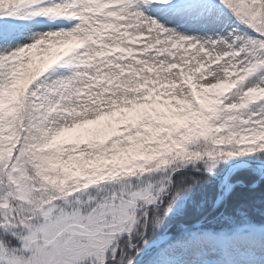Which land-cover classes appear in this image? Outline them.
Returning <instances> with one entry per match:
<instances>
[{"label": "snow or ice", "instance_id": "6c2138e0", "mask_svg": "<svg viewBox=\"0 0 264 264\" xmlns=\"http://www.w3.org/2000/svg\"><path fill=\"white\" fill-rule=\"evenodd\" d=\"M219 4L254 35L186 36L146 14L215 9L181 0H0V264H133L194 179L170 173L156 196L73 192L153 160L264 154V0ZM36 17L69 26L27 35ZM137 199L160 214L130 213ZM113 230L134 234L109 249Z\"/></svg>", "mask_w": 264, "mask_h": 264}, {"label": "rangeland", "instance_id": "374dc122", "mask_svg": "<svg viewBox=\"0 0 264 264\" xmlns=\"http://www.w3.org/2000/svg\"><path fill=\"white\" fill-rule=\"evenodd\" d=\"M173 2H175V0H173ZM181 2L193 6H200L201 8L206 5H214L215 9L211 16H208L206 11L203 12V14L194 12L191 15L184 16L174 11L165 13L156 10L148 11L146 14L157 20V22L164 27L173 29L175 32L186 36L204 37L205 39L207 37H212L215 39L217 37H226L228 32L233 29L242 33L241 25L237 23L230 11L219 4V0H181ZM27 24L31 28V32L27 35L69 26L66 21L49 22L42 17L32 18L27 21ZM60 71H63V69H60ZM85 134L83 130H77L67 135L69 137H75ZM120 178L121 176L114 180L90 185L89 188H95L96 190L94 193L90 194V197L84 200H88L91 197L96 199L108 198L112 197L113 194H115L116 197L122 195L124 198H128V192L125 190V180L119 181ZM101 186L105 188L99 191L98 187ZM112 203L116 205L119 203V200L113 199ZM139 203L140 202L137 200L135 202V208L129 210V212L135 216H141L143 213L141 207H138ZM145 211L146 209L144 212ZM129 224H131L132 229L136 226V224H132L131 221L125 220L121 227L127 228ZM123 232L124 231H111V234L114 233V239H111L109 249H111L113 245L119 243L116 238ZM126 233H128V237L134 234L128 231L124 234ZM123 237L124 236H120L119 239ZM184 239V242L178 241L171 243L160 252L161 257L169 256L170 258L169 260L163 259L160 264H264V226L246 224L239 227L228 236L206 228H198L186 233ZM150 248L151 244L146 245L137 255L136 248H133L136 258L141 257L142 254L146 255ZM118 251L119 250H117V252ZM124 251H128L127 246L124 247Z\"/></svg>", "mask_w": 264, "mask_h": 264}, {"label": "trees", "instance_id": "16d2710c", "mask_svg": "<svg viewBox=\"0 0 264 264\" xmlns=\"http://www.w3.org/2000/svg\"><path fill=\"white\" fill-rule=\"evenodd\" d=\"M242 28V33L254 35L243 25ZM250 79H255V77ZM194 150H202L201 145L194 146ZM241 159L264 162V154L232 157L228 159L219 158L214 161H209L205 157L203 160L192 163L174 161L169 164H162L159 167H156L154 164L158 162V160H153L151 161L153 164L146 166L143 172L121 176L119 181L125 180V190H127L128 194L151 185L149 192L152 196H156L162 185L168 183L164 178L170 173L173 183L186 175L194 179V183L191 181L188 182L190 183L189 189L182 192L173 202L168 215L164 217L163 222L151 231L149 239V241H151L166 227L170 226L169 231L176 233L179 230V224L187 225L193 223L209 211L219 193L217 189L219 182L218 177L224 172L229 164ZM206 163L214 165L211 174L203 171ZM175 167H179L180 171L172 172V169ZM200 177H203V179H200ZM235 180H240L242 184L236 186L228 195L227 200L207 217L204 222V227L223 233H230L245 223L264 225V177L258 179L257 172L252 169H243L233 175L232 181ZM102 189V186L98 187L99 191H102ZM174 190L173 186L167 187L166 191L168 192V195H163V193H161L157 204H160V201H163V204L160 206H166L171 199V193ZM85 193L86 192H79L77 195L81 197L82 195L84 196ZM137 200L140 201L138 207H141L143 212L145 208L150 205L146 204L142 199ZM153 211H156L157 215L160 214L157 211V206L149 209V215H151ZM133 229L139 231V224L137 223ZM125 232L127 231H124L116 238L120 244H123L124 241L129 238L128 233L124 234ZM113 236L114 233L111 234V239H114ZM120 236L124 237L119 239ZM179 240L181 241L183 238L180 237ZM139 246L141 245L139 244ZM157 260L158 258L155 256L145 264H157Z\"/></svg>", "mask_w": 264, "mask_h": 264}, {"label": "water", "instance_id": "95a60500", "mask_svg": "<svg viewBox=\"0 0 264 264\" xmlns=\"http://www.w3.org/2000/svg\"><path fill=\"white\" fill-rule=\"evenodd\" d=\"M256 164H258V163H255V162H251V163H249V165H256ZM235 165H236L235 168H234V165H233L230 169H228L227 181L230 179V176L232 175V173H233L235 170L241 168V166H242L241 163H238V164H235ZM226 198H227V194L222 195V197H221V201L226 200ZM198 224H199V222H196L195 224H192V225L187 226L186 229L191 228V227H193V226H195V225H198ZM138 264H140V262H138Z\"/></svg>", "mask_w": 264, "mask_h": 264}, {"label": "bare ground", "instance_id": "6f19581e", "mask_svg": "<svg viewBox=\"0 0 264 264\" xmlns=\"http://www.w3.org/2000/svg\"><path fill=\"white\" fill-rule=\"evenodd\" d=\"M236 167V165H234V168ZM226 174H228V172L226 173Z\"/></svg>", "mask_w": 264, "mask_h": 264}]
</instances>
